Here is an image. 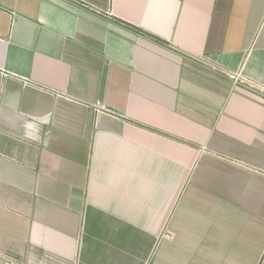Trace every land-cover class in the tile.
<instances>
[{
	"label": "crops",
	"instance_id": "0c3cea01",
	"mask_svg": "<svg viewBox=\"0 0 264 264\" xmlns=\"http://www.w3.org/2000/svg\"><path fill=\"white\" fill-rule=\"evenodd\" d=\"M229 75L264 91V0H0V264H264Z\"/></svg>",
	"mask_w": 264,
	"mask_h": 264
},
{
	"label": "built area",
	"instance_id": "2783aa9c",
	"mask_svg": "<svg viewBox=\"0 0 264 264\" xmlns=\"http://www.w3.org/2000/svg\"><path fill=\"white\" fill-rule=\"evenodd\" d=\"M229 78L234 82L235 86L240 85L241 87H245L252 91L263 103H264V91L260 90V88L253 87L252 85H248L244 81H239L237 77L234 75H229ZM6 264H11V263H6Z\"/></svg>",
	"mask_w": 264,
	"mask_h": 264
}]
</instances>
